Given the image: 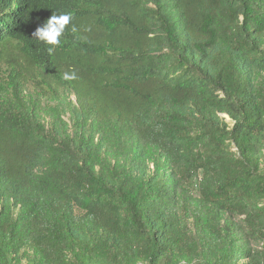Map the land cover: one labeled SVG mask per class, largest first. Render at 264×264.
Here are the masks:
<instances>
[{
	"label": "trees",
	"instance_id": "obj_1",
	"mask_svg": "<svg viewBox=\"0 0 264 264\" xmlns=\"http://www.w3.org/2000/svg\"><path fill=\"white\" fill-rule=\"evenodd\" d=\"M2 65L0 264H264V0H0Z\"/></svg>",
	"mask_w": 264,
	"mask_h": 264
},
{
	"label": "clouds",
	"instance_id": "obj_2",
	"mask_svg": "<svg viewBox=\"0 0 264 264\" xmlns=\"http://www.w3.org/2000/svg\"><path fill=\"white\" fill-rule=\"evenodd\" d=\"M71 20L72 17L69 13H63L60 15L53 14L43 25L38 26L32 35L34 38L47 45L59 46L61 44L60 37L64 33L66 26L70 24ZM72 30L76 31L75 26H73ZM53 51L54 47L48 48L50 54L53 53ZM63 79L73 80L75 79V73L73 72L71 75L65 73Z\"/></svg>",
	"mask_w": 264,
	"mask_h": 264
},
{
	"label": "rangeland",
	"instance_id": "obj_3",
	"mask_svg": "<svg viewBox=\"0 0 264 264\" xmlns=\"http://www.w3.org/2000/svg\"><path fill=\"white\" fill-rule=\"evenodd\" d=\"M5 74H6V67L4 65L0 66V86H5L6 80H5ZM27 95L35 96L37 93L32 85L29 86L28 90L26 91ZM71 101H75V98L73 95L69 97ZM43 102H47L46 100H43ZM65 120H68V115L66 114L64 116ZM226 120L228 121V118L226 117ZM234 149V148H233ZM254 246V245H252ZM244 261H240L237 264H243ZM21 264H32L31 262L27 260H23Z\"/></svg>",
	"mask_w": 264,
	"mask_h": 264
}]
</instances>
